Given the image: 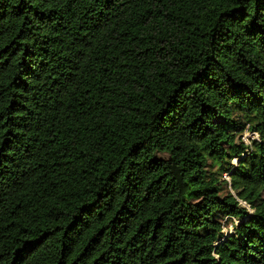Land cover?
<instances>
[{
  "label": "trees",
  "instance_id": "16d2710c",
  "mask_svg": "<svg viewBox=\"0 0 264 264\" xmlns=\"http://www.w3.org/2000/svg\"><path fill=\"white\" fill-rule=\"evenodd\" d=\"M0 264H264V0H0Z\"/></svg>",
  "mask_w": 264,
  "mask_h": 264
},
{
  "label": "built area",
  "instance_id": "2783aa9c",
  "mask_svg": "<svg viewBox=\"0 0 264 264\" xmlns=\"http://www.w3.org/2000/svg\"><path fill=\"white\" fill-rule=\"evenodd\" d=\"M243 139L246 141V142H250V139L255 137L257 139H260L259 138V135L257 134V132L255 131H249V130H245L243 135H242ZM234 160L237 162V158L235 157Z\"/></svg>",
  "mask_w": 264,
  "mask_h": 264
},
{
  "label": "rangeland",
  "instance_id": "374dc122",
  "mask_svg": "<svg viewBox=\"0 0 264 264\" xmlns=\"http://www.w3.org/2000/svg\"><path fill=\"white\" fill-rule=\"evenodd\" d=\"M225 229L226 231L232 230V226L231 225L225 226Z\"/></svg>",
  "mask_w": 264,
  "mask_h": 264
}]
</instances>
